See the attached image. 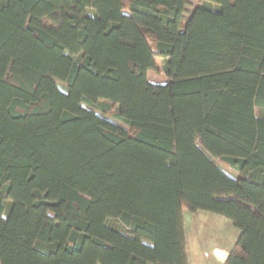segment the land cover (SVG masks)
Masks as SVG:
<instances>
[{
  "label": "trees",
  "instance_id": "trees-1",
  "mask_svg": "<svg viewBox=\"0 0 264 264\" xmlns=\"http://www.w3.org/2000/svg\"><path fill=\"white\" fill-rule=\"evenodd\" d=\"M187 4L0 3V264H189L186 210L264 264V0Z\"/></svg>",
  "mask_w": 264,
  "mask_h": 264
},
{
  "label": "rangeland",
  "instance_id": "rangeland-1",
  "mask_svg": "<svg viewBox=\"0 0 264 264\" xmlns=\"http://www.w3.org/2000/svg\"><path fill=\"white\" fill-rule=\"evenodd\" d=\"M3 1L4 0H0V3H2ZM193 4L194 0H188V4L186 5L187 12L185 13V17H187L188 13L192 10ZM158 64L162 66L161 60L158 61ZM146 77L147 80L150 81V83L163 84L167 81L164 73L160 71H150L148 73V76ZM109 119L114 122L116 121L111 117H109ZM220 166L228 173L235 174L225 165L221 164ZM184 218L190 264H200L205 258L210 245L220 243L226 244L228 242V238H230L229 236H227V222L219 220L220 218L215 214H206L203 211L191 212L186 210L184 212ZM110 233L121 239L125 238L117 233ZM126 240L131 243L134 242L129 239ZM218 255L223 257V254Z\"/></svg>",
  "mask_w": 264,
  "mask_h": 264
},
{
  "label": "crops",
  "instance_id": "crops-1",
  "mask_svg": "<svg viewBox=\"0 0 264 264\" xmlns=\"http://www.w3.org/2000/svg\"><path fill=\"white\" fill-rule=\"evenodd\" d=\"M150 71H153V70H148L146 73V76H148V73ZM154 84H156V83H154ZM203 212H205L206 214H213V213L206 212V211H203ZM183 216H184V214H183ZM208 216H212V215H208ZM217 216L220 218L219 220H221L223 222H227V225H226L228 227V235L227 236H229L230 238H228V242L226 244L220 243V244L210 245L205 258L203 259V261L200 264H222L225 261V259L227 258L229 250L232 248V246L234 245V243L238 237L239 230L233 226L232 222L230 220L226 219L225 217H222L219 215H217ZM184 221H185V218H184ZM185 232H186V230H185ZM187 253H188V260H189V264H190L188 248H187ZM218 254H223V257L218 255Z\"/></svg>",
  "mask_w": 264,
  "mask_h": 264
}]
</instances>
